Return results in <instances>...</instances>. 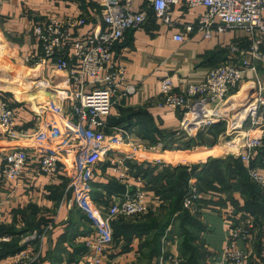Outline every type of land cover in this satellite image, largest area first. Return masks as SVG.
I'll use <instances>...</instances> for the list:
<instances>
[{"label":"crops","instance_id":"1","mask_svg":"<svg viewBox=\"0 0 264 264\" xmlns=\"http://www.w3.org/2000/svg\"><path fill=\"white\" fill-rule=\"evenodd\" d=\"M144 7V3L138 2L134 10ZM203 11L202 7L192 9L184 4L177 5L171 12L173 27L164 26L160 20L151 17L142 27L129 30L115 48V57L125 64L127 82L136 87V92L117 100L107 118L105 132L108 136L126 133L131 142L142 148L134 151L131 146L123 145L120 150L122 154L135 153L127 162L135 169V178L144 180L152 210L144 216L114 220V231L120 235L108 248L106 264H160L163 250L167 255L180 257L183 262L181 251L185 233L182 235L178 229L180 212L172 215V222L162 237L157 235L159 227L148 226L151 224V219L148 220L150 215L158 218L157 224L160 218L171 215L174 197L165 189L173 188L168 185V180L171 177L178 179L182 172L180 169L167 175L158 166L165 162L178 166L170 159L174 158L170 155L173 153L161 150L163 139L170 135L180 141H197L199 135L206 140L198 147L195 163L180 164L187 168L200 164L199 173L189 179L188 185L196 181L203 193L198 211L189 212L197 223L196 230L190 233L197 238L193 245L203 254L201 264H229L224 248L230 238V229L233 225L245 226L249 220L253 222L249 236L238 242V249L249 254V264H264V191L251 181L247 166L239 157L243 152L240 131L245 126L244 104L258 89H264V68L258 62L256 70L245 71L237 93L234 92L224 105L210 107L198 119L183 117L180 111L158 104L161 81L167 76L176 79L177 90L185 91L187 83H201L209 70L219 64L241 65L244 60H252L251 49L259 37V50L264 54V33L251 37L239 29L215 33L211 39L195 31L186 35L184 43L176 41L175 35L183 32L181 23L196 21ZM68 16L87 20L82 32L96 29L100 16L98 1L2 0L0 89L10 90L15 97L11 93L0 92L11 100L19 129L32 130L39 126V114L45 122L55 121L63 125L67 121L65 116L69 112V103L66 90L70 85L66 77L56 72L51 63L30 67L24 59L40 48L33 31L37 23ZM26 67L39 74L37 79L44 80L36 83L39 85L38 94H31L27 83L24 84L26 86L16 85L13 80H7L15 78ZM24 102L30 105H23ZM214 110L219 113V122L207 127L201 120L197 126L194 125L195 120L212 116ZM217 132L221 133V138L213 140ZM229 134L234 135L231 146L224 139ZM12 145L1 140L0 136V152ZM253 160L263 167L264 148L254 155ZM2 165L0 158V235H10L11 240L2 244L0 249L6 245L25 248L22 243L29 233L52 224V231L39 246L41 258L38 264H85V240L93 228L78 209L73 192L67 191L66 178H36L26 169L22 185L16 187L2 177ZM131 182L133 188L139 186L136 179ZM90 189L96 205L106 210L120 198L126 186L119 182L107 163H102ZM24 230L29 231L23 233ZM11 256L0 255V264H12Z\"/></svg>","mask_w":264,"mask_h":264},{"label":"built area","instance_id":"2","mask_svg":"<svg viewBox=\"0 0 264 264\" xmlns=\"http://www.w3.org/2000/svg\"><path fill=\"white\" fill-rule=\"evenodd\" d=\"M97 1L100 16L96 29L82 32L88 24L84 17L68 16L39 22L33 31L40 48L24 59L30 67L51 63L56 72L66 77L70 89L66 90L69 112L65 116V124L45 122L39 114V126L32 130L19 129L11 100L0 92L1 140L13 143L0 152L2 177L16 187L22 185L26 169L36 178H66L67 191L73 192L78 209L93 228L85 240V264H106L108 248L115 241V219L140 217L152 210L144 180L135 178V169L127 162L135 153L122 154L120 150L123 145L131 146L134 151L142 148L131 142L126 133L108 136L105 132L107 118L117 100L136 92V87L127 82L125 64L114 54L126 33L142 27L151 17L160 20L164 26L173 27L172 9L181 4L192 9L202 7L204 11L196 21L181 23L183 32L174 37L180 43L195 31L206 39H211L215 33L235 29L243 30L251 37L264 33V0ZM138 2L144 3L145 7L134 10ZM260 43L259 37L251 49L252 60H244L241 65L219 64L209 70L201 83H187L185 91L176 89L173 76L165 77L161 81L158 104L180 111L183 117L194 116L196 119L210 107L224 105L238 91L245 71L256 70L258 62L264 68ZM212 112L209 118L195 120L194 125L197 126L201 120L207 127L219 122L218 111ZM245 112V126L240 131L243 152L239 157L247 166L251 181L264 191V160L263 167L253 160L254 155L264 148V89L253 94ZM102 163H107L119 182L126 186L125 192L106 210L96 205L90 189ZM133 179L139 186L132 187ZM202 199L203 193L197 182L191 181L183 200L184 209L196 213ZM252 225V220H249L245 226L231 227L230 238L224 248L229 264H249V254L238 249V242L248 238ZM52 226L49 224L29 233L22 243L25 248L11 256L12 264H38L41 258L39 246L52 231ZM10 240V235H0V246ZM159 262L182 264V259L167 255L163 250Z\"/></svg>","mask_w":264,"mask_h":264},{"label":"trees","instance_id":"3","mask_svg":"<svg viewBox=\"0 0 264 264\" xmlns=\"http://www.w3.org/2000/svg\"><path fill=\"white\" fill-rule=\"evenodd\" d=\"M7 96V95H5ZM202 134V133H199ZM166 141L170 142V146L168 148V143H163V150L167 151L170 148H173L172 145L176 144L177 142H175L174 140V135H170V136H166L165 137ZM165 141V142H166ZM172 142V143H171ZM206 143V140H203V135H199L198 139L196 141V139H189V141L184 142L181 146H179L178 148H182V149H189L190 146H192L193 144H196L197 146H200L201 144ZM218 160H215L214 162H217ZM199 165H194L191 166L190 168L188 167H175L174 169V173H176L178 170H182V172L179 173V177L178 179L174 180L172 177L168 180V185L172 186L173 188H169V189H165V192H171L174 200L171 203V207H172V213L170 216H168L166 219L165 218H160L159 223L157 224L156 221H158V218H151L150 216H148V220L151 219V224H149L148 226L152 225V226H157L159 227V231L157 232L158 237H162V235L165 234V231L167 230V227L171 224L172 222V215L176 212H180L179 213V218L180 222H179V232L183 235V243H182V258H183V262L182 264H201V259L203 257V254L201 253V251H199V248L197 246L193 245V242L197 241L196 236L193 233L195 231V226H196V222L195 219L192 218V216L190 215V211L185 210L183 207V200L185 198V196L187 195L188 192V181L191 177L196 176L199 173ZM188 170V171H187ZM200 189V188H199ZM202 192V191H201ZM202 202V201H201ZM177 219V220H178ZM189 224V225H188ZM29 230H24L22 231L23 233H27ZM114 235L115 238L118 237L120 234L116 231H114ZM23 246H18L15 245L13 247H10L8 245L3 246L0 249V255L2 257L5 256H9V255H15L19 252H21L23 250Z\"/></svg>","mask_w":264,"mask_h":264},{"label":"rangeland","instance_id":"4","mask_svg":"<svg viewBox=\"0 0 264 264\" xmlns=\"http://www.w3.org/2000/svg\"><path fill=\"white\" fill-rule=\"evenodd\" d=\"M17 70V69H16ZM33 72H31V70L29 69V68H27L26 67V69L25 70H23V71H19V74L15 77V78H7V80H13L14 82V84H16V85H23V86H26V85H24V84H28L29 86H30V88L28 89L29 90V92L31 93V94H38V87H39V85H36V83L37 82H41V81H44V80H41V79H37L38 78V75L39 74H37V73H33ZM1 76H3L4 77V74H1ZM35 76V77H34ZM7 82V81H6ZM8 83V82H7ZM1 88H3V87H1ZM0 91H2V92H8V93H11L10 95L12 96V97H15L14 96V94L10 91V90H7V89H0ZM10 91V92H9ZM235 93H237V91L235 92ZM234 93V94H235ZM49 98H51L50 96H49ZM55 99V98H54ZM26 102V101H25ZM24 102V104L23 105H30V104H28V103H25ZM220 132H217V134H215L214 136H213V140H218L219 139V137H220ZM224 136H226V135H224ZM235 136H237V135H235ZM218 138V139H217ZM221 138V137H220ZM224 139H226L225 140V142L227 143V145L228 146H231V145H233L232 143L234 142V135L233 136H230V134L227 136V137H225ZM164 141V142H163ZM163 143L165 144V143H168L167 145H168V148H169V144H170V142L169 141H166V140H164L163 139ZM166 141V142H165ZM175 142H177L176 144H173L172 145V147L173 148H170V149H168L167 151H165V150H163V147H162V151L163 152H167V153H173V154H170L171 156H173L174 158H170V159H173V161L175 162V164H178V166L179 167H182V165H180V164H182V163H188V162H190V163H195L196 162V160L198 159L197 157H198V155H196V152H197V150H198V147L199 146H197L196 144H193L192 146H190V148L189 149H182V148H178L179 146H181L184 142H186V141H189V139H186V140H184V141H180V140H174ZM208 142V141H207ZM210 142V141H209ZM172 143V142H171ZM201 148V147H200ZM185 151V150H187L186 152H183V151ZM177 152V153H176ZM230 153H231V151H230ZM186 156H190V158L189 159H185V157ZM179 157V158H178ZM182 157V158H181ZM183 157H184V159H183ZM167 162H165V164H158V166L160 167V169H161V172L163 173V174H167V175H170L171 173H174V169H175V165L173 166V164L172 163H170V164H166ZM193 166L194 165H200V164H192ZM187 167V166H186ZM188 171V170H187Z\"/></svg>","mask_w":264,"mask_h":264},{"label":"water","instance_id":"5","mask_svg":"<svg viewBox=\"0 0 264 264\" xmlns=\"http://www.w3.org/2000/svg\"><path fill=\"white\" fill-rule=\"evenodd\" d=\"M251 101V97L248 99V101H246V103L244 104L245 105V107H246V105L249 103ZM243 105V106H244Z\"/></svg>","mask_w":264,"mask_h":264}]
</instances>
